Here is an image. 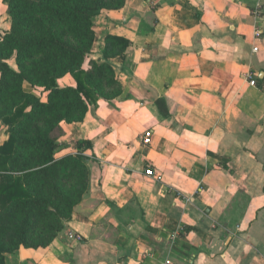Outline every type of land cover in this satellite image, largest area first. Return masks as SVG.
Here are the masks:
<instances>
[{
  "label": "crops",
  "instance_id": "crops-1",
  "mask_svg": "<svg viewBox=\"0 0 264 264\" xmlns=\"http://www.w3.org/2000/svg\"><path fill=\"white\" fill-rule=\"evenodd\" d=\"M93 22L92 59L130 42L111 61L123 93L51 135L59 159L91 144L89 189L47 248L6 264H264V0H126Z\"/></svg>",
  "mask_w": 264,
  "mask_h": 264
},
{
  "label": "trees",
  "instance_id": "trees-1",
  "mask_svg": "<svg viewBox=\"0 0 264 264\" xmlns=\"http://www.w3.org/2000/svg\"><path fill=\"white\" fill-rule=\"evenodd\" d=\"M3 1L10 29L0 40V130L8 134L0 144V264L21 248H47L82 203L92 146L78 141V154L59 159L51 135L62 123H83L100 100L122 95L111 61L130 47L108 36L92 59L94 18L123 9L126 0ZM68 75L76 85L60 88Z\"/></svg>",
  "mask_w": 264,
  "mask_h": 264
},
{
  "label": "built area",
  "instance_id": "built-area-1",
  "mask_svg": "<svg viewBox=\"0 0 264 264\" xmlns=\"http://www.w3.org/2000/svg\"><path fill=\"white\" fill-rule=\"evenodd\" d=\"M255 36H256L257 39H260L262 37V34H261L260 31L257 30L256 33H255ZM254 52L255 53L258 52V48L255 47L254 48ZM247 78H248V81L250 83V86H252V87H256L257 86V80L254 78V76L251 73L249 75H247ZM142 142H143V144L145 146H150L152 144V142H153V132L152 131L145 132V134H144V136L142 138ZM76 154H78V151H77ZM146 174L148 176H150V177H155V173L152 170H148L146 172Z\"/></svg>",
  "mask_w": 264,
  "mask_h": 264
},
{
  "label": "rangeland",
  "instance_id": "rangeland-1",
  "mask_svg": "<svg viewBox=\"0 0 264 264\" xmlns=\"http://www.w3.org/2000/svg\"><path fill=\"white\" fill-rule=\"evenodd\" d=\"M6 4L4 2H2V0H0V35H1V32L5 33L6 32V29L8 28L10 22H9V19H7V17L5 16V6ZM10 65L13 67V68H17L16 67V64H15V61L14 60H11L10 61ZM36 93L37 95L41 96L42 98H45L46 94L42 91V89H37L36 90Z\"/></svg>",
  "mask_w": 264,
  "mask_h": 264
}]
</instances>
